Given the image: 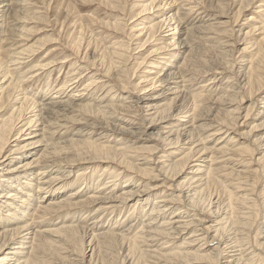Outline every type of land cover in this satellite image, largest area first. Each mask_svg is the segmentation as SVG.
<instances>
[{
    "label": "bare ground",
    "instance_id": "bare-ground-1",
    "mask_svg": "<svg viewBox=\"0 0 264 264\" xmlns=\"http://www.w3.org/2000/svg\"><path fill=\"white\" fill-rule=\"evenodd\" d=\"M10 1L0 0V83L5 80L0 84V264H86L89 258V264H107L110 253H115L112 247L117 245L116 251L125 244L128 253L139 258L136 264L145 257L155 259V264H264V0L235 34L229 28L239 26L255 0H214V4L193 0L195 5L179 2L186 0H152L141 7L135 3L140 16L155 9L161 13L156 20H141L143 27L137 33L145 31L147 38L139 48L163 28L169 29L161 44L136 63L139 69L149 56H164L153 65L158 73L146 72L142 80L148 87L159 84L165 91L154 98L137 96L135 106L114 101L118 93L112 94L114 86L95 98L83 97L100 80L96 75L86 90L73 93L68 100L64 97L70 77L57 92L48 88L42 100L29 96L24 80L56 62L40 61L33 50L36 43L18 47L9 57L17 68L12 73L7 59L10 48L19 45L14 38L30 34L23 20L32 15L24 7V13L20 12L22 0H15L22 1L15 10L16 2ZM196 1L208 8V14L215 12L214 21L223 22H188L199 7ZM169 7L176 11L162 12ZM10 20L16 24L8 25ZM193 38L197 52H203L197 56L194 46L190 48ZM75 44L79 54V41ZM198 44L203 50L198 51ZM237 44L244 48L238 49ZM235 50L241 53L237 61L230 60ZM25 53L32 55L23 59ZM219 68L223 69L216 71L218 75L211 74L214 79L203 81ZM199 78L202 81L195 86ZM126 85L120 88L125 90ZM139 87L138 93L148 88ZM141 103L146 113L143 125L148 120L144 132L163 124L158 133L161 145L122 148L129 143L124 137L134 138L139 132L116 113L125 108L122 112L127 114ZM249 119H253L249 134L231 137L235 132H230ZM74 127L79 128L69 134ZM115 135L123 137L106 141ZM24 136L27 142L10 148ZM210 140L214 144L207 147ZM78 168L80 172L72 176ZM95 170H99L97 177ZM169 181L173 182L167 185ZM173 188L175 192H169Z\"/></svg>",
    "mask_w": 264,
    "mask_h": 264
},
{
    "label": "rangeland",
    "instance_id": "rangeland-1",
    "mask_svg": "<svg viewBox=\"0 0 264 264\" xmlns=\"http://www.w3.org/2000/svg\"><path fill=\"white\" fill-rule=\"evenodd\" d=\"M13 1L11 0L10 3L12 2V5H13L16 2L15 3L16 5L14 4L12 6V8L14 7L13 8L14 10L18 6H20L19 10H21L22 7H24L23 8L24 11H28L27 13H29V15L31 13L32 16H30V17H29V15L27 16L31 19V21L29 18H28L29 20H23V24L26 25V28L31 30L30 34H28V36H26V37H23V38L21 37L22 39L14 38V40H15L14 42L17 41V43H19V45L10 48L11 54L9 53L7 59H8L9 66L12 65L10 68V70H12V73H14V75H15V72L17 71V68L14 67L13 64H10L11 61H10L9 57H11V56L13 57L12 51H15V49L18 47L26 48V46H27L29 48L35 43H36V45H34L33 50H36L35 51V52H37L36 55L40 56V58H39L40 61L45 62V63H47L48 61H51V60H53L56 63L60 60L63 61V62H58L59 63V64L57 63L58 66L56 65V63H54L53 64L54 66L53 65L50 66L51 68L48 67L46 70L44 69V70H41V72L39 71V73L29 75L28 79L24 80L23 89L26 90V91L25 90L24 91L27 92V94L29 96L33 95L34 98H36L37 100H42L45 98L48 88H49V91L52 90L51 92H53V93H54V91L57 92L60 89L59 86H61L65 81H69V79H70L71 82L68 85L70 88L64 97V100H68V99H70V96L73 93H75L79 90H83L85 88V85L88 84L90 78L93 75L94 76L96 75L95 77H98L100 80H98L96 82L97 84L92 86L89 89V91H84L85 96H83V97H88V96L91 97L92 96L93 98H95L98 94L104 93V91L107 89V87L110 88V86H114L115 89L112 91V94L118 92L117 97L114 98V101H116L118 104L123 103L121 105L133 104L132 106H135V101L137 100V98H136L137 96H140L141 98H143V97L154 98V97H158L159 95H161L165 91V90H163L162 87L159 86V84L156 85L155 87H148V83L147 82L145 83L144 80H142L143 76L146 75L145 74L146 72L152 71L150 73H154V74L158 73L157 70L152 69V68H154L153 65H157L160 62H162L161 59H163L164 56H162V55H160V56H158V55L157 56L156 55L149 56L148 57L149 59L144 63V65H142L139 69L138 68L136 69L137 61H140L141 57L142 58L147 57L151 51L155 50L157 48V46L159 44H161L162 41L160 39L169 34L168 33L169 29L165 27L161 30V33L159 32L158 35H156V37L153 40H151V42H149L144 48H139V43L141 42V40H145L147 38L145 35V33H146L145 31L143 33H140V34L137 33L143 27V26H141V20L146 18V19H144L145 20L144 23H147L150 20H156L157 14H159L158 15L159 18L161 16V13L158 11V9H155L154 11H151L150 13H147V14H141V16L138 14L140 11L139 7H141V5H142L141 3L151 2L152 0H130V1L129 0H25V1L22 0L24 2L25 6L22 3H20L22 1H20V2L15 1V0H13ZM26 1H28V2H26ZM208 1L210 2L209 4H214L217 2V0H215L216 2L214 0L213 1L212 0L211 1L206 0V3ZM262 1L263 0H255V3L249 9H247L244 12L243 16L241 17V19L239 21V26L236 25L235 29H233L231 27L229 28L231 33L233 32L235 34L239 30L240 26L246 24V21L248 20V18L251 15H253L254 12H256V10H258V6L261 3H263ZM18 2L20 3L19 5L17 4ZM25 2H26V4H25ZM69 2H70V5H67V4H69ZM179 2L186 4V5L192 4V2H193V5H195L194 4L195 2L193 0L192 1L186 0V1H179ZM108 3H112L113 6L115 5V8L113 7L114 8L113 9L112 5L108 6ZM135 3H136V5L139 4L138 5L139 7H137L135 5ZM133 4L136 6V9H135V6H132ZM197 4H198V1H196V5ZM48 6L50 7V9ZM69 6H70V8H69ZM131 6L134 8H132ZM204 7H205V5L202 7L199 5V7H197L195 9V13L193 15L189 16L187 21L192 22L196 25H199L203 22H206L205 19H207V21L212 22L210 19H213V18L215 19V17H213L215 12L210 11V13L208 14V12H207L208 8L206 7L207 9H205ZM169 8L170 9H168V11H167V9H165L162 12L163 13H165V12L172 13L173 11H176L175 9H171V7H169ZM23 9L20 11L21 13L22 12L24 13ZM118 9H121V10H118ZM60 10H61V12H60ZM123 10H124V13H123ZM125 12H126V14H125ZM135 12H137V14L139 16ZM134 13L136 16L134 15ZM39 15L40 16L42 15V16L40 17ZM200 16H201V19H200ZM32 17H35V20H37V21H35L34 19L32 20ZM202 17H203V19H202ZM205 17H207V18H205ZM254 17L257 18L259 16L255 15ZM116 18L119 21L116 20ZM214 19H213L214 23L215 22H217V23L223 22V19L218 20V21L217 20L214 21ZM225 20L226 19H224V21ZM24 21H25V23H24ZM117 22H119V23H117ZM128 22H129V25L127 26ZM115 23L117 24V26ZM11 24L15 25L16 21L14 22V21L10 20L8 25H11ZM17 25H20V24L18 23ZM128 27L133 28L132 29L133 31H131V29H129ZM247 29H248V27L245 30H247ZM235 30H236V32H234ZM79 32H81L82 34ZM124 33H126V34H124ZM127 33H128V35H127ZM258 35H259V32H256L255 36H258ZM132 38H133V40H132ZM211 38H216V37L211 36ZM41 40H42V43L37 44V41H41ZM94 40H95V43H94ZM212 40H214V39H212ZM212 40H211V42H212ZM225 40H227V39H225ZM78 41H79V47H80L79 51H81V52L78 51L79 54L76 53V50H75V45H76L75 43H78ZM73 42H75V43H73ZM43 43H45V44H43ZM210 44H212V43H210V41L207 42L208 46ZM113 45H114V47H112ZM115 46H116V48H115ZM192 46H194L193 47L194 49H195V47L197 48V41H194V38L190 44V48H192ZM234 46H236V44ZM127 47H128V49H127ZM202 47H203V45L200 46V44H198V48H199L198 51H200V49L203 50ZM237 47L240 50H242L244 48L243 45L238 46V44H237ZM237 47H234V48H237ZM4 48H6V47H4ZM102 48H104L105 51L102 50ZM119 48H121L120 51H119ZM229 49H231V48H228V50ZM107 50H109V52ZM114 50H115V52H113ZM101 51H102V53H100ZM187 52H184L183 55H186ZM195 52L197 53L196 54V56H197L199 53L197 52L196 49H195ZM109 53H110V55H109ZM202 53L203 52H200V54H202ZM99 54H101V55H99ZM117 54H119V55H117ZM31 55L32 54H30V53H25V55L21 56V57H24L23 59H26ZM93 55H95L96 57L95 56L93 57ZM123 55H126V56H123ZM127 56H129V57H127ZM240 56H241V53L239 52V50H238V52H237V50H235L234 54L232 53V57H230V56L229 57H230V60L237 61L240 58ZM245 56H247V55H245ZM92 57H93V60H92ZM112 57H114V58H112ZM100 58H102L104 61H102V59L100 60ZM115 58H117V59H115ZM95 60H96V64H95ZM105 60H107V61H105ZM109 60H110V62H108ZM150 63H153V64L150 65ZM240 64H244V63L240 62ZM72 65H74V66H72ZM92 65H94L95 67ZM108 65H110V66H108ZM91 66L93 69L91 68ZM115 68L118 69V71ZM80 69H81V71H80ZM123 69H125L126 71ZM220 69L222 70L223 68H219V70L212 71L213 73L210 72L209 75L211 77L206 78L203 81L207 82L210 79H214L216 76L211 75V74L218 75L219 72L221 71ZM14 70H15V72H13ZM75 70H77V71H75ZM82 71H83V73H82ZM216 71H219V72H216ZM76 72H78V73H76ZM107 72L109 74H107ZM106 75H108V76L106 77ZM113 75H115V76H113ZM117 75H119V76H117ZM160 75L161 74H159V76ZM154 76L155 75H151L150 77H154ZM159 76H157V78ZM33 77H36V78L33 79ZM74 77L76 78L75 79L76 81L73 80ZM4 81L5 80H2V82L0 84L1 85L4 84L3 83ZM199 81L201 82L202 79L199 78L198 81H195L196 83H194V85L195 86L200 85ZM107 82H110V84H108L107 86H103ZM137 84H139V86H140L139 89L142 87L145 88L146 86L148 88L146 90L140 91L138 93V92H136V85ZM48 85H51V86L48 87ZM124 85L127 86V89H125L126 91L122 90V88H120V87H123ZM205 85H207V83ZM139 89H137V91ZM84 90H86V89H84ZM118 96H119V98H118ZM83 97H81V98H83ZM127 98H132V99H127ZM62 99H63V97H62ZM115 99H117V100H115ZM160 100H162V99H160ZM127 102H128V104H125ZM249 104H250V102H248V104L245 107H247ZM121 105H119V106H121ZM141 106L143 107V103L140 104L139 109L136 108L135 109L136 111L134 109H131L133 111L130 110L129 112H127V114H124V112L127 111V110H124L125 108H122V109L120 108L119 111H121V112L117 111V113H116V117L118 119H121L123 117L121 119V120H123L125 118L124 119L125 121L124 120L123 121L125 123H128V124L131 122L130 124H133L132 129L139 132V135H134V138L124 137L126 142H129V143H126L125 145L123 144L121 146L122 148H125L127 146L137 148V147H140L141 145H152V146H157L159 144L161 145V140H160V137H158V133L161 131V127L163 124L162 123L156 124L152 128V130L147 129L146 130L147 132H144L148 120L145 122V125H143L144 119H142V117L145 116L146 113L144 112V109L141 108ZM122 111H124V112H122ZM119 113H121V114H119ZM129 113H132V114H130V116H129ZM30 115H32V113ZM130 118H131V120H130ZM139 118H141V119H139ZM146 119H149V117ZM181 120H184V119H181ZM252 120L251 119L247 120L244 123V125H242V127H239L236 131H231L230 134H233L235 132L233 135H231V137H237L236 134H249L250 130H249L248 126L251 123H253ZM243 121H245V120H243ZM78 128L79 127H74L72 129H70L69 134H72ZM98 133H100V132H98ZM67 136H69V135H67ZM122 137L123 136L115 135L110 139L107 138L106 141L107 140L112 141L115 139H116V141H118L119 139H122ZM24 138L27 139V136H24L21 139L19 138L17 141H15V143H11L12 145L10 146V148H15L14 146H16V144H18V143L24 144L25 142H27V140L25 141ZM21 140H23V141H21ZM236 140H239V138H236ZM238 143L239 142H237L236 144H238ZM213 144H214L213 141L210 140L209 143L207 144V147H212ZM139 159H140L139 162L145 161V160H143V158H139ZM78 172H80V168H78L71 175L73 176V174H74V176H75L76 174H78ZM94 172H95L94 173L95 177H97L99 175V170H95ZM163 179H164V177H159L157 180H163ZM177 180L178 179H176L174 182H177ZM160 182H163V181H160ZM172 182L173 181H169V182H165V183L168 185V184H172ZM178 182H179V180H178ZM153 184H155V183H153ZM174 188L169 192H175ZM128 211H129V207H127V210H124L122 213L125 215V212L128 214ZM124 215H122V216H124ZM129 224H130V221L128 224H125L124 226H122V231L124 229H126ZM179 243H181V241H178L176 243V245ZM125 247H127L126 244L124 245V247H121V246L118 247V250H120V251L122 250V253L120 251L118 252V250H116L117 252L115 251V249H117V245L113 246L112 247L113 249L110 248L107 251L108 256H109L111 249H112V251L114 250L115 253H114V255H113V253H110V259L108 257V259H107L108 263L107 264H125L126 262H127L126 264H134V262L136 264V261L138 263L139 258L137 259V255L135 256V254L134 255L129 254L128 252H130V251H127V248H125ZM125 250L127 251V255H126ZM116 253H118V254L115 255ZM119 254H120V256H119ZM124 254H125V257L126 256L128 257V260H127V257L126 258L124 257L126 261L123 259ZM111 255H113V256H111ZM128 255H130V256H128ZM129 258H130V260H129ZM131 258L132 259L134 258L137 260L134 261V259H133V261H132ZM146 258H148V257L141 259L140 264H155L157 262L155 259H149L148 258V260H147ZM89 260H90V258H89ZM89 260H86V264H89ZM153 260H155V261H153ZM130 261H132V262H130ZM98 264H101V263L98 261Z\"/></svg>",
    "mask_w": 264,
    "mask_h": 264
}]
</instances>
